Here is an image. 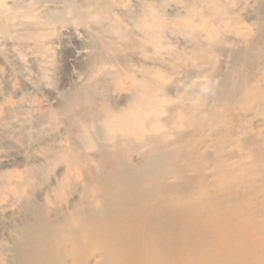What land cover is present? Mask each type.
I'll return each instance as SVG.
<instances>
[{
	"label": "rangeland",
	"instance_id": "1",
	"mask_svg": "<svg viewBox=\"0 0 264 264\" xmlns=\"http://www.w3.org/2000/svg\"><path fill=\"white\" fill-rule=\"evenodd\" d=\"M154 82L155 132L130 134L136 146L120 149L118 165L139 168L157 148L140 140L165 137L162 147H179L167 182L178 172L194 192L203 182L202 204L229 212L197 208L215 219L197 226L201 234H221L232 212L246 233L263 236L247 243L256 252L245 257L235 242H192L196 262L264 264V0H0V264L18 254L24 203L51 213L68 207L51 191L65 173L64 152H96L85 147L81 131L90 124L79 117L105 107L119 116L131 93L123 87L151 95ZM86 177L82 169L77 186L68 179L61 188L69 202Z\"/></svg>",
	"mask_w": 264,
	"mask_h": 264
},
{
	"label": "bare ground",
	"instance_id": "2",
	"mask_svg": "<svg viewBox=\"0 0 264 264\" xmlns=\"http://www.w3.org/2000/svg\"><path fill=\"white\" fill-rule=\"evenodd\" d=\"M158 72L154 71V77H159ZM144 81L142 78L141 82ZM158 87V82H154L151 95L139 84L132 91L123 87L131 93L126 97V109L119 116L111 115L112 111L105 107L100 112L94 110L91 115L79 117L90 124L81 131L85 147L96 152L90 157L77 158L74 153H79L78 149L64 152L65 173L51 190L56 194L58 206L68 202V207L60 210L62 212L51 213V208L45 209L42 205L23 204L24 220L15 224L13 238L17 249L14 252L18 254L10 264H203L196 262L198 251L192 242H210L211 245L223 242L227 246L235 242L242 257L256 252L247 243L257 242L263 237L262 233H246L238 214L230 212L231 226L222 229L221 234L202 235L197 229L215 220L208 219L206 213L197 212V208L216 210L225 217L229 212L213 202L202 204V198L209 199L207 190L201 185L203 182L197 183L195 192L194 181H181L179 172L175 175L177 182H167V175L175 168L169 161L179 147L176 150L174 146L162 147L160 144L165 137L144 136L140 140L141 145L157 148L153 149L155 156H145L139 168L118 165L120 149L136 146L130 134L155 132L158 122L150 117L159 109ZM78 101L76 97L71 98L72 103ZM115 131L124 134L115 138ZM52 160L59 163L61 157L54 154ZM161 164L165 165V170ZM40 167L33 172H43ZM82 169L87 175L85 184L69 202L60 190L69 187L68 179L73 180V187L77 186ZM56 201L52 203L53 208L57 206ZM96 253L103 259L100 263L94 260ZM202 257H207V261L209 254ZM224 264L239 263L227 260Z\"/></svg>",
	"mask_w": 264,
	"mask_h": 264
}]
</instances>
